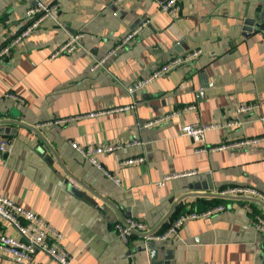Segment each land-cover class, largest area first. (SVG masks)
<instances>
[{
  "label": "crops",
  "instance_id": "1",
  "mask_svg": "<svg viewBox=\"0 0 264 264\" xmlns=\"http://www.w3.org/2000/svg\"><path fill=\"white\" fill-rule=\"evenodd\" d=\"M36 1L57 2L52 16L0 60V126L13 130L0 133L12 146L0 151V193L61 235L69 264H264V233L251 222L254 213L264 218V202L218 195L235 185L264 193V143L233 144L264 136V0H182L173 15L160 11L164 0H0V44L26 26ZM76 32L80 48L49 58ZM195 48L202 53L192 62L128 92L134 80ZM188 104L195 109L144 126ZM228 120L238 124L204 134V144L222 148L194 152L196 144L179 133L182 124ZM71 141L121 146L94 154L98 167ZM136 157L143 160L121 164ZM165 176L172 177L157 185ZM217 203L225 208L185 221L163 242L138 235L123 242L114 230L130 216L161 230L183 212ZM0 231L21 238L2 217ZM35 259L58 264L42 252ZM0 264L19 263L0 256Z\"/></svg>",
  "mask_w": 264,
  "mask_h": 264
},
{
  "label": "built area",
  "instance_id": "2",
  "mask_svg": "<svg viewBox=\"0 0 264 264\" xmlns=\"http://www.w3.org/2000/svg\"><path fill=\"white\" fill-rule=\"evenodd\" d=\"M119 0H116V3ZM182 0H164L160 2L159 8L160 11L167 13L169 15L175 14L179 9V3ZM57 5V2L54 3H45L42 1H36L33 6H30L26 13L31 17V20L24 26L18 33L9 38L7 41L0 44V60L8 56L12 49L20 44L24 38H26L32 30L37 26V24L45 17H50L53 14V11ZM147 24V21L141 22L138 26L131 29L127 32L124 37L120 40L113 49H111L105 55L94 58L92 64L90 65L91 70H96L101 67L105 60L113 54L119 47L128 43L135 34L141 30L143 26ZM83 34L81 32H76L70 34L68 38L58 45L51 53L49 58H53L59 54H71L75 52L78 48L82 46L81 39ZM202 53L200 48H195L191 51H188L182 55L174 56L170 58L167 62L161 64L159 67L153 69L149 74L140 77L134 80L131 86L128 87L129 93H134L137 90H141L148 86L152 81L157 78L162 77L167 74L169 71L181 66L183 64L192 62ZM9 97L15 98L12 94H6ZM257 105L252 104H243L236 108L235 113L249 112ZM131 106L121 107V109H128ZM188 109H195L193 104L184 105L181 108L175 109L168 113H164L162 116L151 119L144 123V126L151 125L158 121H165L167 119L174 118L179 116L182 111ZM236 120H228L223 125L217 122L209 124L201 123H187L182 124L179 128V133L181 135L188 136L195 144L194 152L209 151L215 148L225 147L224 145L217 146H208L204 144V134L207 130L217 128V127H229L237 125ZM264 143V136H255L251 138L244 139L240 142L233 143L235 145L240 144H253L256 142ZM137 143L136 141H131L130 144ZM71 147L76 149L80 154L85 156L89 161L96 164L98 167L100 165L94 158V154L111 152L116 148L120 147V143L115 144H104L101 146L93 147H82L76 142H70ZM11 143L8 139L4 138L0 141V151L8 152L11 150ZM143 158H129L121 162V164H131L135 162L142 161ZM103 172L112 178L114 182H118L109 172L103 170ZM193 173V172H190ZM172 176H165L161 180L156 182L157 185H161L165 179H168ZM219 196H229L236 195L242 197H251L257 198L264 202V193L257 190L256 188L248 185H235L228 188H224L218 192ZM225 208L223 204H216L205 210L196 211H186L181 213L179 216L174 218L172 221L167 222V225L162 230H157L155 228H150L145 222L139 220L135 217H126L122 220L116 221L114 223V230L118 238L127 242L133 235H138L142 238L145 243L150 242H163L166 241L170 236H175L180 228V226L187 220L208 216L213 213L222 211ZM248 211H252L249 206L246 207ZM0 217L5 221L9 222L21 236V238L14 237L4 232L0 231V256L7 257L12 261L19 264H41L35 259L37 252H42L48 255L58 264H69L72 259V255L64 249L60 244L59 240L61 235L56 232L48 223L40 216L36 215L34 212L23 207L22 205L13 201L10 197L0 193ZM251 222L255 228L264 233V218L258 214H253ZM264 249V242L262 244Z\"/></svg>",
  "mask_w": 264,
  "mask_h": 264
},
{
  "label": "water",
  "instance_id": "3",
  "mask_svg": "<svg viewBox=\"0 0 264 264\" xmlns=\"http://www.w3.org/2000/svg\"><path fill=\"white\" fill-rule=\"evenodd\" d=\"M263 9H264V7H263ZM1 132H4V133H9V132H13V130L12 129H9V128H2L1 126H0V133ZM198 187V186H197ZM68 188H69V191L70 192H72L73 194H75V195H77V196H82L83 195V192L81 191V190H79L76 186H74L73 184H71V183H68ZM88 200H90L87 196H85ZM91 201V200H90ZM154 243V242H153ZM150 248H152L151 246H150ZM153 249V248H152ZM151 249V250H152ZM152 251H154V250H152Z\"/></svg>",
  "mask_w": 264,
  "mask_h": 264
},
{
  "label": "trees",
  "instance_id": "4",
  "mask_svg": "<svg viewBox=\"0 0 264 264\" xmlns=\"http://www.w3.org/2000/svg\"><path fill=\"white\" fill-rule=\"evenodd\" d=\"M216 200L219 202L221 199H219V198H216ZM217 204H220V203H217ZM165 227H163L162 229H164ZM161 229V230H162Z\"/></svg>",
  "mask_w": 264,
  "mask_h": 264
}]
</instances>
